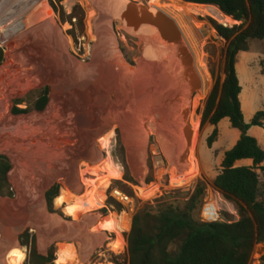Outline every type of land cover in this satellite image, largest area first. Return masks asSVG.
<instances>
[{
  "label": "rangeland",
  "instance_id": "374dc122",
  "mask_svg": "<svg viewBox=\"0 0 264 264\" xmlns=\"http://www.w3.org/2000/svg\"><path fill=\"white\" fill-rule=\"evenodd\" d=\"M178 4H181L178 0H65L62 6L67 22L63 23L64 18L52 9L49 0H0V48L4 54V62L0 67V102L6 104L7 114L3 126L0 125V155H6L12 163L13 170L9 179L15 193L14 198H0V202H7L10 205L19 202L21 200L19 197L22 196L23 202L31 205L34 203L32 199L40 198L41 195L44 199L45 191L53 184H59V194L66 192L71 200L64 207H57L54 202L55 210L61 215L49 214L45 206V222L31 220L26 222L16 233L18 245L15 242L5 252V264H19L24 256L23 264H26L28 248L21 247L18 241L19 234L26 229L36 235L40 254L46 255L48 249L52 245L55 246V264H126L127 235L136 212L147 206L158 207L164 203L182 207L194 193L199 182L205 185V195L210 192L212 203L220 213L219 222L234 223L240 220L236 206L215 188L214 180L221 172L224 154L236 145L241 134L231 127L228 119H224L217 127L218 138L210 147L208 138L214 127L202 124L208 97L217 81L222 84L225 78L224 66L228 44L218 35L213 23L229 28L240 23L232 18L229 20L230 17L213 8ZM152 7L157 8L159 13L173 22L195 57L200 87L191 92L189 97L184 93L185 97L180 100L183 106L177 105L175 109L178 110L177 114L182 112L184 118L175 119L178 124L174 122L173 128L174 131H181L179 126L181 121L183 135L188 139L191 137L192 141L194 126L197 127L194 143V157L197 163L189 159L190 146L183 155L182 166L176 165L175 161L165 154L157 131L162 122L158 110L154 109L144 117L140 115L143 89L138 85L142 82L135 77L139 74L133 71L138 69L139 62L147 55L148 49L145 41L129 30L123 14L121 13V16L117 12L145 15L144 10ZM73 12H75L73 23L83 18L82 28L76 25L74 30H71L68 17ZM116 53L120 55L126 67L128 66L125 70L127 77H124L119 63L115 62ZM263 61L264 40L252 41L249 50L238 55L236 71L242 89L240 103L244 121L250 126L248 135L255 138L264 151V127L251 126L255 114L264 111V75L260 67ZM109 71L111 72L108 73ZM97 73L102 79L99 80L97 77V81L91 82V77ZM107 76L117 77V80L107 82V85L104 82ZM102 80L104 83H101ZM88 81L91 82L86 85L89 94H86L87 100L84 104L78 101L81 105L79 112H86L84 117L87 119L88 114L101 111L106 118L103 127L88 138L89 143L95 146V151L102 155V160L97 164L86 157L72 159L76 157L73 155L77 152L72 150L74 143L84 140L80 139L81 131L87 128L89 123L76 126L66 119V113L65 118L63 114L58 118L54 111L58 109L56 100L61 94L62 105L58 111L61 112L62 107L70 99L67 110L64 109L69 112L70 104H73L77 97L78 87ZM45 86L50 87V101L44 113L33 112L18 117L10 114L12 98L25 97L27 93L32 94ZM144 91L147 92L146 87ZM146 94L144 96L149 98L150 96ZM34 100V95L27 96L26 103L19 108L25 109ZM80 114L76 112L75 115ZM119 115H124L127 120H121L123 117L120 118ZM23 118H27L22 120L25 121L24 124L20 121ZM9 123L10 128H6ZM46 140L54 142L58 140V143H55V150L52 144H45ZM109 142H111L109 152L122 171L118 179H112L107 155ZM53 152L54 157H51ZM123 154L128 175L133 182L124 180L126 172L120 160ZM55 158L58 159L60 169L69 168L65 172L69 171L70 179L58 175L50 183L46 178L47 182H44V177L51 171L48 165L57 167ZM141 158L145 164V174L140 170ZM251 165L250 160L236 164L237 167ZM20 170L27 180L25 183L27 186H21L22 195H19L13 177ZM257 172L261 173L260 170ZM149 177L152 183L147 184L146 180ZM109 182L110 185L106 187ZM113 189L128 195L133 201L132 208L122 207L119 212L118 205L109 196ZM85 197L86 201L75 202ZM101 206L103 207L100 209L83 214L90 207ZM124 214L130 217V224L129 231L122 234L119 231L120 216ZM70 216L79 218L73 221ZM198 218L200 219V214ZM107 220L116 230L109 231L112 236L105 240L106 243L97 242L83 260L81 257L85 250L84 233L77 237L71 234L70 236L74 238L59 236L53 241L46 235L44 228L46 222L57 227L74 224L83 228L85 226L87 232L97 233L105 229L102 224L106 225ZM42 236L46 241L41 240ZM1 237L0 233V239ZM114 239L115 243L111 248L108 244ZM263 256L264 243L257 244L250 264H264L261 261ZM2 257L3 255L0 257L1 262Z\"/></svg>",
  "mask_w": 264,
  "mask_h": 264
},
{
  "label": "trees",
  "instance_id": "16d2710c",
  "mask_svg": "<svg viewBox=\"0 0 264 264\" xmlns=\"http://www.w3.org/2000/svg\"><path fill=\"white\" fill-rule=\"evenodd\" d=\"M52 9L60 13L63 23L67 20L63 12L62 3L65 0H49ZM184 5H194L201 8H213L221 11L239 25L224 27L213 23L218 35L228 44L225 56L224 81H217L211 91L203 112L202 124H210L214 131L208 138L211 147L218 138V125L228 119L231 127L240 132V139L236 145L224 154L221 172L214 180L215 188L236 206L240 220L234 223H202L198 218L201 211L205 185L199 182L194 193L184 202L182 207L164 203L158 207H144L136 212L132 219L131 230L127 235L128 261L126 264H250L254 248L264 243V151L259 147L255 138L248 135L249 125L245 124L241 109V86L236 71L237 57L241 52L249 50L252 41L264 40V0H178ZM178 4V5H181ZM73 12L68 19L71 30L75 26L83 27V18L75 23ZM74 39L76 38L73 35ZM4 62V54L0 48V67ZM264 75V61L260 64ZM34 95L35 100L25 109L19 108L26 103L25 99ZM50 87L45 86L25 97L12 98L10 114L14 117L29 115L33 112L42 114L49 104ZM54 102V98H53ZM51 104V107L53 105ZM51 109V108H50ZM49 109V110H50ZM27 119V118H25ZM24 118L21 120H25ZM251 126L264 127V111L255 114ZM197 137V127L193 129V140L190 146L189 159L197 163L194 157V143ZM119 139L120 149L123 147ZM111 173L118 179L121 168L113 160L109 150ZM125 168L124 180L133 182L128 175L126 160L120 156ZM243 160L252 161L249 167H237ZM151 169V167H150ZM13 170L12 163L6 155H0V198H14L15 193L9 175ZM261 171L258 173L257 171ZM147 184L152 183L149 177ZM110 182L106 184V187ZM60 185L53 184L44 193L49 214H59L54 208L63 207L70 202L66 196L62 198ZM80 199L75 201L81 203ZM119 212L122 207L118 206ZM218 211V210H217ZM130 217H120L121 233L129 231ZM121 234V235H122ZM21 247L28 248L26 264H55L56 248L52 245L46 255L38 251L37 237L24 230L18 236ZM19 247V246H18ZM19 247V248H21ZM25 256L20 259L23 264ZM261 261L264 263V256Z\"/></svg>",
  "mask_w": 264,
  "mask_h": 264
},
{
  "label": "bare ground",
  "instance_id": "6f19581e",
  "mask_svg": "<svg viewBox=\"0 0 264 264\" xmlns=\"http://www.w3.org/2000/svg\"><path fill=\"white\" fill-rule=\"evenodd\" d=\"M121 13L123 14V17L126 20V23L129 25V30L135 33L136 35L140 36L145 41L146 47L148 49L147 55L139 62L138 69L137 70L134 69L133 71L134 73L139 74L135 77H137L139 80L141 79L140 81L142 82L140 85H138L140 88L143 89L142 102L139 108L140 115L144 117L148 115L150 111L154 109L158 110V112L161 114V117H162V122L159 125L158 130H157L159 139L161 140L162 148L165 151V154L172 161H175L176 165L182 166L184 165L182 161L183 155L185 154V152L187 151L189 147V144L191 142L190 141L191 137L188 139L183 135L182 133L183 128H182V124L180 120L184 117L182 115V112L181 114L179 112L177 114L178 110H175L177 105L178 106L182 105V102L180 100L181 98L185 97L184 93L186 92L185 88H186V83L188 81L187 74L186 75L184 74V70H185L184 62L187 60H185V58L183 59V52L181 49V44L179 43V40H178L179 35L175 30L172 29L171 25L169 24L167 25L161 21V18L159 16L161 14L158 12L157 8L152 7L151 9H145L144 10L145 15H141V14L131 15L127 12H120V11L117 12V14L119 15H121ZM115 62L119 63L120 68L123 69L122 73H124V77H127L125 74V70L128 66L126 67L124 62L121 61L120 55L118 53H116ZM110 72L111 71H109L108 73ZM97 75L98 73L92 76L93 78L91 77V82L97 81L98 78L99 80L102 79L101 76H97ZM114 79L117 80V77L112 78V76H107L104 82L106 84L107 82L111 83ZM89 82L90 81L83 83L78 87V91L76 92L77 97H75V99L73 100V104H70L69 112L64 111V109L67 110V105L69 104L70 99L62 107L61 112L58 111L62 105L61 94L58 95V98L56 100V108L58 109L55 108L56 110L54 111L56 114H58V118L62 117L61 114H63V118H65L64 114L66 113V116H67L66 119H69V121H71L73 124H76V126H80L81 123H86V122L89 123V126L85 128L84 130L82 129L81 131L82 135L80 136V139H84V140L82 142L74 143V147L72 148V150L74 152L76 151L77 152L76 154L73 155L76 157L74 158L71 157V158L77 159V158L86 157L92 162L97 163L102 160V155L100 152L95 151V146L89 143L88 138L92 136L93 134H95L96 131H98L100 128L103 127V125L105 124L106 118L101 114V111L88 114L87 119L84 117L86 112H82V111L79 112L81 105L78 103V101L79 102L81 101V104H84L85 101L87 100L86 94H89V92L87 93L86 85H89ZM104 82L103 80L101 81V83H104ZM101 86H103V84H101ZM145 87L147 89V92H146L147 94L144 91ZM144 94L150 97L147 98L146 96H144ZM5 108H6V104L4 102H0V123H1L0 125L1 126H3L2 124H4V119L6 117ZM76 112L81 113V114L77 116L75 115ZM47 117H50V116H47ZM119 117L120 118L123 117V119H121L123 121L127 120L126 118H124V115H119ZM175 119L176 120L180 119L178 121H180L179 126L181 127V131H178V132L174 131L173 124L174 122H176ZM20 121L23 122V124L25 122L22 120ZM40 124L38 126H40ZM7 125L8 126L6 128H10L11 123ZM47 125L50 126V123H48ZM26 126H28V124ZM46 128L47 127H45V129ZM27 129L29 130L30 128H27ZM53 142L54 141L46 140L45 144H52L51 146L55 150V145H56L55 143H58V140L55 141L54 144ZM73 151H71L70 153L73 154ZM52 154L53 155H51V157H54L55 153L53 152ZM142 160L143 158H141L139 161L140 170L141 172H143V174H145L146 172L145 164H144V161ZM54 161L57 163V167L53 165L51 166L48 165L51 171L50 173L46 174L43 181L44 182L49 181L50 183L58 175L63 176L67 180H69L70 173L69 171L65 172L66 169L68 170L69 168L66 167L65 170L60 169L58 167V159L55 158ZM13 177L15 178V183L18 188L19 195H22L21 186L26 185L25 184L27 181L26 176L20 170ZM45 178L47 181L45 180ZM19 198L21 199L19 200V202H16L10 205L7 204V202H0V233L2 234V237L0 239V257L3 255L2 262L0 260L1 264H5L4 255L7 249H9L12 246V244L14 245L15 242L17 244L16 233L26 224V222H28L29 220L37 221V222L46 221L45 220L46 218L44 215L45 214L44 209L46 206V202L43 199V195H41L40 198L38 197V198L32 199L34 203H32L31 205L24 203L22 196H20ZM124 215L128 217V214H124ZM64 226L59 225L57 227L53 223L52 224H50L49 222L44 223V228H46V235L50 238V240L54 239L50 237L51 232L56 231L58 233L60 232L59 236H61V234H65V235L72 234V235L78 236L79 234L84 233L83 235L85 236V244L86 243L93 244L96 242L97 236L90 235L87 232V228L85 226L83 228L82 226L72 224V225H67L66 229L63 230L62 228ZM41 240L46 241L44 236L41 237ZM86 254L87 252H84V255Z\"/></svg>",
  "mask_w": 264,
  "mask_h": 264
},
{
  "label": "built area",
  "instance_id": "2783aa9c",
  "mask_svg": "<svg viewBox=\"0 0 264 264\" xmlns=\"http://www.w3.org/2000/svg\"><path fill=\"white\" fill-rule=\"evenodd\" d=\"M112 201L125 209L132 208L133 201L132 199L124 194L123 192L113 189L109 194ZM220 213L216 210L212 203V196L208 191L203 197V204L200 211V221L202 223H217L220 221Z\"/></svg>",
  "mask_w": 264,
  "mask_h": 264
},
{
  "label": "water",
  "instance_id": "95a60500",
  "mask_svg": "<svg viewBox=\"0 0 264 264\" xmlns=\"http://www.w3.org/2000/svg\"><path fill=\"white\" fill-rule=\"evenodd\" d=\"M159 16H160L162 22H164L167 25L168 24L171 25L172 29L175 30L179 35L178 40H179V43L181 44V49L183 52V59L185 58V60H187L184 62V69H185L184 74L185 75L187 74V78H188V81L186 83V88H185L186 92L185 93H186V96L189 97L191 92L192 93L195 92L200 87V79H199L197 72H196V69H195V57H194L190 47L188 46L187 42L181 36V34L177 30V28L173 24V22H171L169 19H167V17L163 16L162 14Z\"/></svg>",
  "mask_w": 264,
  "mask_h": 264
},
{
  "label": "flooded vegetation",
  "instance_id": "af4514ba",
  "mask_svg": "<svg viewBox=\"0 0 264 264\" xmlns=\"http://www.w3.org/2000/svg\"><path fill=\"white\" fill-rule=\"evenodd\" d=\"M93 163H95V162H93ZM95 164H97V163H95ZM61 197L62 198H65L66 196H68L67 195V193L66 192H61ZM65 205V204H64ZM64 205H63V207H64ZM62 207V206H61ZM103 206H101V207H96V208H88V209H86L85 210V212L83 213V214H85V213H88L89 211H92V210H97V209H100V208H102ZM72 216V215H71ZM69 217V218H71L73 221H75V220H77L76 218H74V217ZM119 217V216H118ZM117 217V218H118ZM93 221V220H92ZM106 222V225H105V223H103L102 225H103V227L105 228V229H107L108 231H115L116 229H113V227L112 226H110V222L107 220V221H105ZM118 230H119V228L118 227H116ZM88 231V230H87ZM90 235H93V236H97V239H96V242L95 243H93V244H90V243H86L85 244V246H84V248H85V250H84V252H87V254H89L90 253V251H91V249L94 247V245L97 243V242H100L99 240H100V238H102V236H100L99 234H97L95 231L94 232H88ZM113 243H115V241L113 242ZM111 244V245H109L111 248H112V246L114 245V244ZM125 247V246H124ZM112 250V249H111ZM113 252H114V250H112ZM84 252L82 253V260L83 259H86V257L88 256L87 254L86 255H84ZM77 259H78V254H77ZM77 259H76V262H77Z\"/></svg>",
  "mask_w": 264,
  "mask_h": 264
},
{
  "label": "crops",
  "instance_id": "0c3cea01",
  "mask_svg": "<svg viewBox=\"0 0 264 264\" xmlns=\"http://www.w3.org/2000/svg\"><path fill=\"white\" fill-rule=\"evenodd\" d=\"M7 115V114H6ZM64 226V225H63ZM67 226V225H66ZM64 228L66 229V227L64 226ZM63 229V228H62ZM64 230V229H63ZM57 233V234H56ZM60 233V232H59ZM59 233L58 232H51V237L52 238H54L53 239V241H56V239H58L59 238ZM97 234H99L100 236H102V238H100V240L99 241H101L103 244H105L106 242H105V240L107 241L112 235H111V233H109V231L107 230V229H103L102 231H100V232H97ZM65 234H61V236H64ZM58 236V237H57ZM60 236V237H61ZM74 236V235H73ZM79 236V235H78ZM65 237H68V238H71L72 236H70V235H65ZM75 237H77V236H75ZM72 238H74V237H72ZM115 241V239L111 242V243H109L108 245H111L113 242ZM108 243V242H107ZM111 252H112V250L111 249H109Z\"/></svg>",
  "mask_w": 264,
  "mask_h": 264
},
{
  "label": "clouds",
  "instance_id": "9594fccd",
  "mask_svg": "<svg viewBox=\"0 0 264 264\" xmlns=\"http://www.w3.org/2000/svg\"><path fill=\"white\" fill-rule=\"evenodd\" d=\"M202 208V207H201ZM69 211H71V210H69Z\"/></svg>",
  "mask_w": 264,
  "mask_h": 264
}]
</instances>
